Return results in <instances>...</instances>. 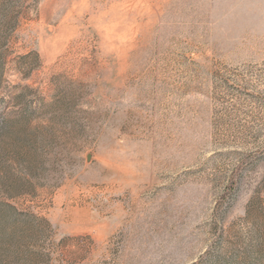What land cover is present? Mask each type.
<instances>
[{"label":"rangeland","instance_id":"374dc122","mask_svg":"<svg viewBox=\"0 0 264 264\" xmlns=\"http://www.w3.org/2000/svg\"><path fill=\"white\" fill-rule=\"evenodd\" d=\"M0 264H264V0H0Z\"/></svg>","mask_w":264,"mask_h":264}]
</instances>
